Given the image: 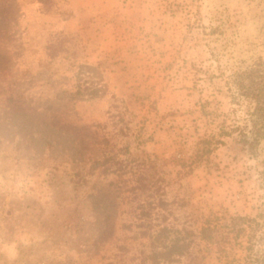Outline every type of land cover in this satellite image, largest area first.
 I'll list each match as a JSON object with an SVG mask.
<instances>
[{
	"label": "rangeland",
	"instance_id": "obj_1",
	"mask_svg": "<svg viewBox=\"0 0 264 264\" xmlns=\"http://www.w3.org/2000/svg\"><path fill=\"white\" fill-rule=\"evenodd\" d=\"M260 59L264 0H0V264H264Z\"/></svg>",
	"mask_w": 264,
	"mask_h": 264
},
{
	"label": "trees",
	"instance_id": "obj_2",
	"mask_svg": "<svg viewBox=\"0 0 264 264\" xmlns=\"http://www.w3.org/2000/svg\"><path fill=\"white\" fill-rule=\"evenodd\" d=\"M235 85L237 86L239 91L238 94L240 96L255 100V105L250 111L249 129H247V127L235 128L239 134V142H241L243 147L245 146L249 152H254L260 139L264 137V60H258V62L251 66L248 70L237 72ZM200 107L204 108V104H201ZM73 129V132L78 135L82 130H87L88 127L75 126ZM224 130L225 129H221V133L227 134V131ZM217 140L218 143L221 142L219 141L220 139ZM107 160L108 159H104L103 161L95 160L94 164H104ZM243 220L245 219L241 216H236L231 219V229L233 228L236 230L235 237H237L239 232L243 230L241 228L236 229L239 221ZM211 237L212 227L210 222H208L201 228V238L210 240ZM185 247L184 239L180 236H176L173 239L172 244L169 246V249H166V246H164L163 251L155 250L152 255L157 263L161 260H165L166 256L171 254L170 252H174L178 257H180L183 255Z\"/></svg>",
	"mask_w": 264,
	"mask_h": 264
}]
</instances>
